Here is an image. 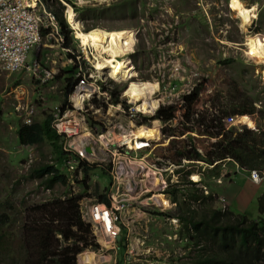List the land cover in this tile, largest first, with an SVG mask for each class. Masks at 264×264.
<instances>
[{"label": "rangeland", "instance_id": "1", "mask_svg": "<svg viewBox=\"0 0 264 264\" xmlns=\"http://www.w3.org/2000/svg\"><path fill=\"white\" fill-rule=\"evenodd\" d=\"M240 1L246 6L254 4L257 6L255 17L246 28H242L241 19L230 7V0H49L47 5L52 10H59L58 7L63 6L60 14L66 22L64 12L68 6L73 9L71 4H75L74 13L76 20L81 24L80 28L100 27L105 30L125 31L128 36L125 48L128 54L132 49L133 52L123 59L132 66V76L121 82L108 80V88L120 93V102L123 101L121 96L127 82L137 80L146 83L159 82L161 91L157 97L165 104L170 103L169 105L178 102L179 97H176L178 94L180 96L181 93L188 92L189 88H198L201 94L199 104L202 102L208 105L215 104L217 108L224 110L225 114H235L242 109H251L254 105L256 111L255 109L249 111L250 113L243 116L244 120L243 117L238 118L239 122L254 130L262 124L259 130L264 133L262 131V128L264 130V57L249 55L246 44L247 40L253 37L264 51V0ZM41 42L45 43L44 36ZM46 50L52 51L47 48ZM35 54L36 51L29 54V60ZM170 82L178 87L177 90H169ZM18 84L25 89L30 103L35 105V121L41 120L45 114H48L53 104L61 102V82L58 78L40 83L28 76L25 71L12 74L0 72V94L4 96L0 97V142L2 138H6L8 143L15 138L14 129L16 124H20L17 112L13 111V103L16 101L12 93L6 95L7 92L15 90ZM16 92L19 94L18 89ZM148 100L156 102L153 108L146 111L150 113L158 103L153 95L148 96ZM178 107L174 106L173 115L177 117L174 125L176 130L181 131L180 123L184 120V108L182 105L179 109ZM190 107L187 108V114ZM198 108L205 110L206 107L202 105V108ZM121 110L124 109L120 104L110 107L111 115H116ZM120 117L123 120L121 123H128L123 114ZM158 132L157 130L156 138L159 136ZM195 133L199 136L197 132ZM235 133H237L236 128L229 135ZM262 137L264 140V135ZM194 139L203 153L213 140L204 137H194ZM11 147L10 152L16 153ZM208 151L209 149L205 154ZM160 152L163 153V149ZM30 153V161H25L30 167L25 171L22 167L24 162L18 164L17 155L10 157L6 151L0 149V203L9 199L13 204L22 202V207L24 202L30 205L46 196L42 194V180L35 176L34 170L45 163L55 164L51 143L43 141L31 149ZM101 158L105 159V154ZM181 168L179 174L172 177L173 181L181 179L185 182H194L193 180H197L200 176L203 187L207 186L208 195L200 194L201 184L187 183L182 187L185 192L177 196L178 202L185 203L179 208V213L182 214L189 207L192 212L189 215L198 218L205 212L209 213L212 207L222 209L218 195L227 194L236 198L235 202L227 198L231 201L230 207L234 212H243L250 219L259 216L257 197L254 198L255 200L253 197L264 191V184L256 190V186L248 182L246 174L240 172L234 176V183L226 189L227 185L224 181L228 178H221V174L230 170L229 175L233 174L232 162H226L223 166L220 164L217 177H213L210 168L204 163H184ZM188 171L190 173L187 174ZM99 175L101 177L99 182L96 181L98 179L96 176L90 181L91 189L87 194L92 193L94 188H98L99 191L106 188L107 184H104V181L107 183L106 176L101 172ZM143 179H148V174H144ZM217 180L222 181L223 185ZM157 181L158 179L153 177V182L157 183ZM66 190L67 186L57 183L52 189V194L57 196ZM75 190L80 192L77 186ZM191 194L198 196L196 201L190 199L193 197ZM209 195L215 196V199L207 198ZM153 199L156 204L160 203L163 208L165 207L163 212L177 209L171 205V202H167L163 195H153ZM133 202L135 213L126 218L129 224L126 237L129 248L132 249V264H193L192 256L196 253L197 247L194 249L186 244L187 240L183 235L180 238L173 237L172 233L176 225L166 220L164 216L159 215L158 218V215H154L156 218H151L142 215L141 211L146 207L145 198L133 199ZM150 207L154 208L151 212L161 210L160 207L158 210L155 206ZM5 214L16 216L10 214L8 210H5ZM169 235L172 238L170 243L166 239ZM97 242L100 247L104 244L101 238L100 241L97 239ZM145 245L149 248L143 250ZM107 258L108 256H99L95 252H86L82 256L84 264H96ZM95 259H97L96 263ZM77 264H83L80 257L77 259Z\"/></svg>", "mask_w": 264, "mask_h": 264}, {"label": "clouds", "instance_id": "2", "mask_svg": "<svg viewBox=\"0 0 264 264\" xmlns=\"http://www.w3.org/2000/svg\"><path fill=\"white\" fill-rule=\"evenodd\" d=\"M48 1L49 0H41L43 6L34 7L35 15L38 17V37L30 46L21 66L11 69L9 66L6 67L0 62V72L12 74L23 73V71H25L28 76L40 83H47L50 82V80L53 81L55 78H58L61 82V102L53 104L48 114H45L41 120L35 121L36 108L35 105L30 103L29 99H27L25 89L18 84L15 90L7 92L6 95L12 93L16 101L13 103V111L17 112L20 124H16L14 129L15 138H12L9 143L6 138H2L0 149L6 151L10 157L17 155L18 164L24 162L22 167L23 170L27 171L30 165L26 164L25 161H30L31 149L43 141H48L51 143L55 154V164L45 163L40 165L49 168L48 172L41 175L35 173V170L40 166L34 170L35 176L42 180V194H46L44 198L30 205L24 202L22 207V202L13 204L9 199L0 203V217L4 220L1 228L5 235V243L1 251L5 255H9L11 249L12 253L9 255L8 260L15 257V249L20 242V233L23 226L25 224L30 225L33 219L39 216V213L35 211L36 207H41L55 200H72L80 220L88 226L92 240V243L87 246H82L75 254V264H77L78 257H80V261L84 264L82 256L86 252H95L99 256H108L105 261H99V263L96 264H132V249L131 247L129 248L126 237L127 231L129 230V224L126 218L135 213L133 199L145 198L146 207L145 210L141 211V214L151 218H156L154 215H158V218L159 215L164 216L166 220L176 225L172 233L173 237L175 238L178 236L180 238L182 235L181 232L183 231L181 216L195 217L189 215L192 213L189 207L186 211L184 210L182 214L179 213V208L185 205L183 202H178V197L185 192L182 187L187 183L190 185L201 184V188H199L201 191L200 194L204 195L205 193L208 195L207 186L203 187L202 180L198 175V179L193 180L194 182H185L181 179L180 181H173L172 179L175 174H179L178 171L182 170L181 167L184 163H204L211 170L213 165L220 162L214 161L212 164H209L202 159H192L174 155V152L178 151L182 142H184L186 150L196 151L202 157H205V152L208 149L209 151L213 149L210 145L221 139L222 135L212 137L204 131L206 130L205 122L195 124L193 119L197 118L198 115L202 113L207 115L208 118V113L212 110L217 118L221 117L220 121L224 126V131L230 130L232 132L233 129L236 128L237 132L243 130L260 132L259 128L262 125L259 124V128L258 126L255 127L256 130H249L245 127L247 125L241 124L238 119L242 115H247L249 112L242 114L229 113L220 116V112L223 111L224 114L225 111L217 108L215 104L208 105L204 102L199 104L201 100L199 97L201 94L198 92V88H189L188 92H183L180 96L178 94L176 97H179L177 100L179 103L173 102L172 105H169L170 103L165 104L161 98L157 97L161 91L160 84L157 81H150L158 84V89L153 94L158 104L152 112L149 113L137 110L135 104L130 103L128 97L125 96L124 93L121 96L123 101L120 102V93L108 88V80L113 82L121 81L109 78L104 72L96 68L95 64L92 62L94 58L93 48L83 45L80 38L74 35L75 30L68 22L66 12H64L66 22H64L65 20L60 14L63 6L61 8L58 7L59 10H52L47 5ZM71 5L74 10L75 4ZM44 11L49 12L53 18L45 17ZM59 17L62 20H60ZM61 21L65 24L64 28H62ZM80 29L88 31L92 28L83 29L81 27ZM43 36L45 37V43L41 42ZM72 41L74 44H72ZM46 48L52 51L47 52ZM33 51H36V54L34 56L32 55L29 60V54ZM131 52H133V49ZM131 52L127 55L129 56ZM134 78L132 79L135 80ZM91 84L94 85V88L91 87ZM168 87L171 91H175L178 88L171 82ZM17 89L19 94L16 92ZM125 89H123V92H125ZM0 97L4 96L0 94ZM118 104H120L124 110H121L116 115H111L110 107ZM178 104H181L184 108V120L180 123L182 127L181 131L176 130V126L174 125L177 117H174L173 111L175 110V105L179 106L178 109L181 107V105ZM202 105H205V110H199L198 107L202 108ZM189 106H191L188 113L190 114V121L186 122L185 116L187 115V108ZM211 107H213V109ZM253 108L256 111L254 105ZM159 112L160 115L158 116ZM163 112H169L171 117L165 119ZM121 114L127 118L128 123H121L123 121L120 117ZM47 116L51 117V129L59 137L57 147L53 146L54 141L46 139L37 144H21L18 138L19 128L22 125H31L36 122L41 123L40 121ZM116 122L120 123L118 125L113 124ZM148 127L157 128L159 136L157 138H149L147 136L134 134V132L140 129H147ZM195 132H197L199 136ZM236 134L237 133H235V135ZM194 137H204L213 140L209 146L205 148L203 153L202 149L196 145ZM10 147L14 148L16 153H11ZM161 149H163V153L160 152ZM104 154L105 159H102L101 157L104 156ZM226 162H232V165H234L233 174L237 173L238 175V173L244 172L249 183H254L258 186L264 184L262 183L264 181V171H260L256 168L246 169L240 167L229 157L218 163V170H220V164L223 166ZM230 171L221 174V178H231L233 174L230 176ZM252 171L258 173L259 179L257 181L251 178ZM100 172L106 176L107 183L104 181V184H107L106 188L102 191H99L98 188H94L92 193L87 194L89 189H91L90 181L95 176L98 178L96 181H100ZM188 173L190 172L188 171L187 174ZM144 174H148V179H143ZM218 174L219 171L216 175L213 174V177H217ZM153 177L158 179L157 183L153 182ZM217 182L219 183L220 180H217ZM57 183L67 186V190L62 194L54 196L52 194V189ZM221 183L222 181L220 185H223ZM75 186L80 189V192H76ZM193 189L195 190L196 188ZM205 189L207 191H205ZM263 193L264 191H261V194ZM156 194L163 195L167 202H171V205H173L175 209L177 208L176 211L168 210L163 212L165 207L163 208L160 203L156 204L153 199V195ZM261 194H259L257 198ZM197 198L198 196L190 199L196 201ZM207 198L210 199V197ZM218 198L223 208L217 209L221 212L225 210L234 212L232 207H230L231 201L235 202L234 200L227 201L223 195H218ZM212 199H215V196H212ZM150 206H155L157 210L159 209L158 207H160L161 210L151 212L154 208ZM225 207L226 209H224ZM228 207L229 209H227ZM5 210H8L10 214L16 216L12 217L6 215ZM239 214L245 213L242 212ZM188 226L192 229L190 225ZM57 237L61 238L62 236L57 234ZM100 238L104 243L101 247L97 242V239L100 241ZM166 239L169 240L168 243H170L172 238L169 235ZM185 239L188 242L186 236ZM117 244L118 246H116ZM149 246L145 245L143 250H146ZM119 251L120 253H118ZM113 253L114 259H112ZM117 255H119L118 258Z\"/></svg>", "mask_w": 264, "mask_h": 264}, {"label": "trees", "instance_id": "3", "mask_svg": "<svg viewBox=\"0 0 264 264\" xmlns=\"http://www.w3.org/2000/svg\"><path fill=\"white\" fill-rule=\"evenodd\" d=\"M61 25L62 28L65 27L62 21ZM251 110L254 111V108L242 109L237 113H248ZM163 113L165 119L171 117L169 112ZM222 115L226 114L222 111L220 116ZM185 120L190 121V114L185 116ZM220 120L221 117L217 118L212 110L208 113V118L202 113L193 119L195 124L205 122L204 131L210 136L222 135L221 139L210 145L213 149L205 157L196 151L186 150L184 142L174 155L202 159L209 164L214 161L222 162L229 157L240 167L264 171V133L243 130L236 135H229L231 131H224ZM50 121L51 117L47 116L41 123L22 125L18 130L19 142L37 144L46 139L54 141L53 146L57 147L59 137L51 129ZM218 163L210 170L212 174L216 175L219 171ZM48 171L49 168L43 165L35 173L41 175ZM209 197L212 199V196ZM257 208L259 216L255 219L232 211L221 212L217 208H211L209 213L205 212L198 218L180 215L183 221L181 233L188 239L186 244L194 249L197 247L192 263L264 264V193L257 198ZM35 211L39 213L38 218L33 219L30 225L23 226L20 242L15 249L16 255L10 260L8 257L12 250L10 249L9 255L1 251L5 235L1 228L4 220L0 217V264H75V254L82 246L92 243V240L88 226L80 220L72 200H55L36 207ZM57 234L62 237H57Z\"/></svg>", "mask_w": 264, "mask_h": 264}, {"label": "bare ground", "instance_id": "4", "mask_svg": "<svg viewBox=\"0 0 264 264\" xmlns=\"http://www.w3.org/2000/svg\"><path fill=\"white\" fill-rule=\"evenodd\" d=\"M229 4L236 12L237 17L241 19L242 28H246L255 17L257 6L255 4L246 6L240 0H230ZM65 12L68 22L75 30V36L80 38L83 45L93 48L94 58L92 62L96 68L116 81L128 80L132 76L133 70L129 62L123 59L128 54V50L125 48L127 45L126 40L128 42V36L125 31L123 29L105 30L100 27L83 31L80 29L79 22L76 20L74 10L68 6ZM246 44L249 55L264 57V51L258 46L255 38L250 37ZM157 89L158 84L155 82L132 81L128 83L124 95L128 97L130 103L135 104L137 110L146 112L149 108H153L156 103L149 101L148 96L153 95ZM242 119L244 120V117ZM134 134L149 138H156L158 135L157 129L154 127L140 129L134 132ZM97 259L94 260L95 263Z\"/></svg>", "mask_w": 264, "mask_h": 264}, {"label": "built area", "instance_id": "5", "mask_svg": "<svg viewBox=\"0 0 264 264\" xmlns=\"http://www.w3.org/2000/svg\"><path fill=\"white\" fill-rule=\"evenodd\" d=\"M36 6H43L41 0H0V62L6 67H20L38 37ZM44 14L53 18L49 12ZM251 178L257 181L258 173L252 171Z\"/></svg>", "mask_w": 264, "mask_h": 264}, {"label": "crops", "instance_id": "6", "mask_svg": "<svg viewBox=\"0 0 264 264\" xmlns=\"http://www.w3.org/2000/svg\"><path fill=\"white\" fill-rule=\"evenodd\" d=\"M237 173H235V174H233L232 176H231V178H228L229 180H226V181H224V184H226L227 186H226V189H228V187H230V185H232L233 183H234V176L236 175ZM252 185H254V186H256V190H259V187L260 186H258V185H256V184H252ZM236 194H238V192L236 193ZM224 197H225V199L228 201L229 199H227L229 196L227 195V194H224L223 195ZM257 197V195H254V197H253V199L254 198H256ZM231 200H234V201H236V198L235 197H229ZM255 200V199H254Z\"/></svg>", "mask_w": 264, "mask_h": 264}, {"label": "water", "instance_id": "7", "mask_svg": "<svg viewBox=\"0 0 264 264\" xmlns=\"http://www.w3.org/2000/svg\"><path fill=\"white\" fill-rule=\"evenodd\" d=\"M87 150H88V148H87Z\"/></svg>", "mask_w": 264, "mask_h": 264}]
</instances>
